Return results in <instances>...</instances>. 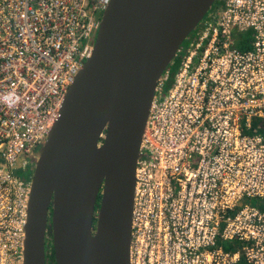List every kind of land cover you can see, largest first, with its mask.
Wrapping results in <instances>:
<instances>
[{
	"label": "built area",
	"instance_id": "1",
	"mask_svg": "<svg viewBox=\"0 0 264 264\" xmlns=\"http://www.w3.org/2000/svg\"><path fill=\"white\" fill-rule=\"evenodd\" d=\"M109 2L0 0V264H23L30 181L16 171L33 165ZM217 12L157 79L129 264H264V0Z\"/></svg>",
	"mask_w": 264,
	"mask_h": 264
},
{
	"label": "water",
	"instance_id": "2",
	"mask_svg": "<svg viewBox=\"0 0 264 264\" xmlns=\"http://www.w3.org/2000/svg\"><path fill=\"white\" fill-rule=\"evenodd\" d=\"M214 2L110 0L32 158L23 264H46L47 230L54 264H129L134 169L156 82Z\"/></svg>",
	"mask_w": 264,
	"mask_h": 264
},
{
	"label": "rangeland",
	"instance_id": "3",
	"mask_svg": "<svg viewBox=\"0 0 264 264\" xmlns=\"http://www.w3.org/2000/svg\"><path fill=\"white\" fill-rule=\"evenodd\" d=\"M216 2H218L219 3V10H218V12L216 13V14H218L219 13V11L223 8V6H224V0H215V2L213 3V5L212 6H214V4H215V6L217 5V3ZM211 8H213V7H210V9H209V11H208V15L210 14V11H212L213 9H211ZM208 15H205L204 16V19H208V18H210ZM213 22L215 21V19L214 20H212ZM199 26V25H198ZM198 26L189 34V36L187 37V39L183 42V44L181 45L182 47L181 48H183V47H186V46H188L189 45V43H190V41L191 40H193L196 36H197V32H198ZM1 160V159H0ZM33 169H34V166H29L27 169H26V172L24 173L23 171H20V170H17L16 172H17V175H18V177L20 178V179H23V180H25V181H30L31 180V177H32V173H33ZM99 203H100V194L98 195V197H97V201H96V204H95V211H94V213H95V215H94V218H93V223H92V227H93V230H94V228H95V225H96V217H97V212H98V208H99ZM251 203L252 204H256V200L255 199H253L252 201H251ZM260 206H262V204L260 205ZM47 235H48V237H47ZM47 235H46V240H45V253L46 254H50V250H51V236H50V234H49V231H48V233H47ZM46 264H53V262H51L50 261V259H46Z\"/></svg>",
	"mask_w": 264,
	"mask_h": 264
},
{
	"label": "trees",
	"instance_id": "4",
	"mask_svg": "<svg viewBox=\"0 0 264 264\" xmlns=\"http://www.w3.org/2000/svg\"><path fill=\"white\" fill-rule=\"evenodd\" d=\"M216 3H217V6H218L219 3H218V2H216ZM219 6H220V5H219ZM178 60H179V57H175V62L178 61ZM234 244H237V245H238V242H237V241L226 242V243L224 244V249H225V250H234V249L236 248ZM50 251H51L50 254H46V258L50 259V261H52L53 264H54V255H53V251H52V249H51Z\"/></svg>",
	"mask_w": 264,
	"mask_h": 264
},
{
	"label": "flooded vegetation",
	"instance_id": "5",
	"mask_svg": "<svg viewBox=\"0 0 264 264\" xmlns=\"http://www.w3.org/2000/svg\"><path fill=\"white\" fill-rule=\"evenodd\" d=\"M211 7H213V8H211V9H213L212 11H210V13H213V12H217L220 8H219V6H215V4H214V6H211ZM206 15H208V13L206 14ZM207 20V18L206 19H202V21L197 25L198 26V29L200 28V26L202 25V23H204L205 21ZM189 36V35H188ZM187 39V38H186ZM183 44V43H182ZM182 47V46H181ZM180 47V48H181ZM33 166V165H32ZM26 172V170L24 171V173ZM47 233H48V230H47V232H46V234H45V240H46V235H47ZM49 234H50V232H49ZM50 236H51V234H50ZM47 237H48V235H47ZM51 249H52V245H51ZM53 251V250H52ZM47 259V258H46ZM47 262V261H46ZM52 262V261H51Z\"/></svg>",
	"mask_w": 264,
	"mask_h": 264
}]
</instances>
